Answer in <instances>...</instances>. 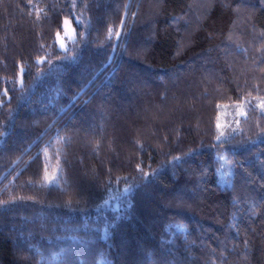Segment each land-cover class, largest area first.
<instances>
[{
    "label": "trees",
    "instance_id": "obj_1",
    "mask_svg": "<svg viewBox=\"0 0 264 264\" xmlns=\"http://www.w3.org/2000/svg\"><path fill=\"white\" fill-rule=\"evenodd\" d=\"M262 101L264 0H0V264H264Z\"/></svg>",
    "mask_w": 264,
    "mask_h": 264
},
{
    "label": "rangeland",
    "instance_id": "obj_2",
    "mask_svg": "<svg viewBox=\"0 0 264 264\" xmlns=\"http://www.w3.org/2000/svg\"><path fill=\"white\" fill-rule=\"evenodd\" d=\"M67 20V23L65 21ZM64 29L57 35L58 37V46L61 48H66L70 44L71 40L75 39L76 28L73 25L71 18H66L64 20ZM261 105V103H260ZM222 116L219 120V134L222 137L230 135L235 132L236 123L232 122L234 118H240V116H245L247 114L246 103H239L235 105L224 104L222 107ZM235 114H237L235 116ZM235 125V126H234ZM234 126V127H233Z\"/></svg>",
    "mask_w": 264,
    "mask_h": 264
},
{
    "label": "snow or ice",
    "instance_id": "obj_3",
    "mask_svg": "<svg viewBox=\"0 0 264 264\" xmlns=\"http://www.w3.org/2000/svg\"><path fill=\"white\" fill-rule=\"evenodd\" d=\"M65 23H67V20L65 21ZM110 31H111V30H110ZM116 36H117V38H119V37L121 36V33L118 31V32L116 33ZM73 99H75V98H73ZM261 107L264 108V101L261 102ZM219 139H220V137H217V140H219ZM125 191H127V189H126ZM129 207L131 208L132 206L129 205ZM117 219H119V217H117Z\"/></svg>",
    "mask_w": 264,
    "mask_h": 264
}]
</instances>
